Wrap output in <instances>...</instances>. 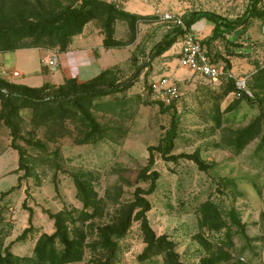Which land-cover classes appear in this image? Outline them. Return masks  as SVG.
<instances>
[{
	"label": "rangeland",
	"instance_id": "374dc122",
	"mask_svg": "<svg viewBox=\"0 0 264 264\" xmlns=\"http://www.w3.org/2000/svg\"><path fill=\"white\" fill-rule=\"evenodd\" d=\"M126 1L123 8L136 13L145 12L154 18L139 21L135 32L130 30L126 21H116L115 38L126 45L103 53L100 64L103 68L114 64L109 69L114 73L117 86L132 80L138 68L140 71L132 87L96 100L100 108L92 113L107 127L108 136L96 142L80 143L85 127L78 117L66 116L38 126L32 120V109L24 108L21 110L20 137L15 143L26 150L29 167L26 170L20 168V155L12 146L10 128L0 124V195L20 184L0 200L1 251L11 244L16 255L32 256L38 237L42 233L54 232V222L47 212L82 209V203L76 197L74 173L92 172L96 177L94 186L103 199V215L92 220L94 228L111 222L118 208L134 199L137 187L148 188V182L138 180V173L148 161V148L160 143L176 112L178 136L173 154L180 157L198 151L209 167L201 170L185 156L178 161H166L161 154L155 153V169L160 178L156 191L147 196L152 204L148 217L153 229L157 235L165 234L176 244L181 260L187 264H199L207 255L196 239V235L202 232L198 214L200 205L207 200L214 201L228 223V212L234 207L246 229L241 232L232 226L233 246L225 248L231 258L222 264H264V150L257 151L262 134L240 154H235L231 148L236 131L264 114V104L249 87L258 66H264V22L251 19L242 33L231 34L212 45L213 55L219 56H215L217 61L225 65L228 60L233 75L246 80L244 94L232 92L224 95L225 83H214L180 66L181 35L161 56L152 59L151 51L176 27L174 22L162 17L165 13L182 17L194 10H206L235 19L246 11L249 0ZM71 2L0 0V17L16 18L20 15L34 18L35 14L61 10ZM116 2L120 4L119 0ZM259 7L264 9V0L260 1ZM203 23L204 19L191 28L200 39L205 38L200 29ZM91 28L102 29L99 33L104 37L101 19L89 22L86 31ZM30 41L31 38L25 40L26 43ZM92 41L98 40L92 37ZM47 49L60 51L58 46ZM47 49L0 50V77L14 83L26 82L32 87L46 83L53 87L62 85L65 67L58 64L52 70L48 61L53 53L57 56L58 53ZM14 65L17 69L13 68ZM41 70L47 72L46 77L38 73ZM12 71H19L20 75H10ZM164 76L174 78L181 92L174 108L167 110L163 109L168 105L158 103L149 90L153 81ZM108 105L114 113L106 111ZM1 107L0 101V111ZM217 109L220 126L216 125L214 118ZM28 140H40L45 146H34ZM19 178L22 179L20 182ZM225 179L235 180L236 192L233 187L225 189L221 186ZM31 213L32 231L25 241H15L30 226ZM226 230L213 232L211 240L224 237ZM96 239L97 233L92 230L86 242ZM119 245L117 264H165L162 256L139 260L138 255L146 244L137 221L119 240ZM93 254L86 247L84 258L78 264H91Z\"/></svg>",
	"mask_w": 264,
	"mask_h": 264
},
{
	"label": "trees",
	"instance_id": "16d2710c",
	"mask_svg": "<svg viewBox=\"0 0 264 264\" xmlns=\"http://www.w3.org/2000/svg\"><path fill=\"white\" fill-rule=\"evenodd\" d=\"M260 1L249 0L246 11L235 19L206 10H194L182 16V18L189 29L202 19L213 26L211 33L201 41L212 61L215 64H221L215 58V56H219L212 53V45L231 34L238 35L242 33L251 19H259L264 22V9H260ZM148 18H154V16L131 13L119 8L114 2L72 0L70 4L64 6L61 10L43 15L35 14L34 18H26L20 15L16 18L15 16L0 17V50L9 52L20 48H52L58 46L59 50L63 52L68 49L72 38L81 34L84 27L95 19H101L102 21L103 46L106 49L122 47L126 44L115 38L116 21H126L130 30L135 32L137 23ZM182 33V29L176 25L172 33L166 35L154 46L151 51L152 59L170 50L177 42V38L180 35L182 36ZM28 38H31V41L27 44L25 40ZM226 62L225 67L230 70V63L228 60ZM139 73L138 68L133 75V79L122 86L115 85L116 79L111 69L103 70L87 81H79L77 78L66 79L58 87H53L48 83L41 87H32L0 77V101L2 106L0 124H5L11 130L12 146L18 150L20 155V168L29 170L26 164V150L15 143L20 137L21 122L23 120L22 109H32V120L38 126L55 119H64L66 116L78 117V120L85 127L80 143L96 142L108 136L107 127L103 126L92 113V110L100 108V103H96V100L132 87ZM249 87L255 91L264 104V66H258L249 82ZM232 92L244 94V91L237 89L234 80L224 84V95ZM239 99H243V97ZM157 102L161 105L164 104L161 101ZM174 104L172 102L163 110L174 108ZM108 106L106 111L109 110L108 112L114 113V109L110 105ZM218 112L217 109L214 118L216 125L220 126ZM176 118L175 112L171 127L166 131L160 143L148 148V161L138 173V180L148 182V188L137 187L134 192V199L126 205H121L111 222L94 228L92 220L103 215V199L99 197L94 186L96 177L92 172L74 173L73 180L77 189L76 197L82 203V209H63L57 213L47 212L54 222V232L50 234L42 233L38 237L32 256L16 255L11 250V244L6 246L4 251L0 249V264H78L84 258L86 247L94 252L91 264H117L120 249L119 240L127 235L134 221L139 222L143 240L146 244L144 250L138 255L139 260L147 261L156 256H162L165 264H187L181 260L180 254L176 250V244L167 235H157L148 217L152 204L147 196L156 191L160 178L159 171L155 169L156 152L161 154L166 161H178L181 156H185L192 159L201 170H207L209 167L201 159L198 151L190 155H180V157L173 154L178 136ZM261 134L257 151L264 150V114L259 115L246 127L236 131L231 139L233 152L240 154L251 141ZM31 142V140H28V143ZM32 143L40 148L45 146L40 140ZM21 180L19 178V182ZM221 186L225 189L233 187L235 192L237 190V184L233 179L223 180ZM18 187H20V184L3 192L0 195V200ZM198 214L200 228L206 235L202 232L198 233L196 239L207 253L201 258L199 264H222L229 261L231 257L225 248H232L233 246L232 226L237 227L241 232H245L246 229L239 212L232 207L228 212V223L218 205L214 201L207 200L200 205ZM29 220L31 222L30 226L24 229L15 241H25L27 239L28 233L33 228L32 213ZM86 222H89V225H85ZM223 229H227L224 237L211 240L213 232ZM92 230L96 231L97 239L87 243L86 239Z\"/></svg>",
	"mask_w": 264,
	"mask_h": 264
},
{
	"label": "built area",
	"instance_id": "2783aa9c",
	"mask_svg": "<svg viewBox=\"0 0 264 264\" xmlns=\"http://www.w3.org/2000/svg\"><path fill=\"white\" fill-rule=\"evenodd\" d=\"M162 17L174 22L183 31L182 46L179 54L180 66L217 84L227 83L234 80L239 91L246 90V80L244 78H236L231 70L227 69L225 65L215 64L208 55L205 46L202 44V39L197 37L191 31V28L189 29L182 17L170 13H165ZM57 64L58 56L53 54L48 61V65L52 66V70H55ZM10 75L19 76L20 73L18 71H12ZM149 90L151 91V95L154 96L157 101H161L167 105L177 101L181 95L178 82L170 76H164L153 81L150 84Z\"/></svg>",
	"mask_w": 264,
	"mask_h": 264
},
{
	"label": "crops",
	"instance_id": "0c3cea01",
	"mask_svg": "<svg viewBox=\"0 0 264 264\" xmlns=\"http://www.w3.org/2000/svg\"><path fill=\"white\" fill-rule=\"evenodd\" d=\"M105 1L114 2L117 4L119 8L128 11L127 9L122 7L125 4V2H127L126 0L125 1L119 0L121 5L116 2L118 0H105ZM131 13H136V12H131ZM136 14L146 15L145 12L136 13ZM204 21L205 23H203L204 25L200 26V29L205 33L203 36L206 37L211 33L213 26L211 24L210 26H208L207 25L208 22L205 19ZM86 26L84 27L83 32L81 34L76 35L72 38V41L66 51L63 52L55 51L56 49L52 50L42 47L20 48L15 51L30 50V49H40V50L47 49L48 51L57 52L58 64L60 66L63 65L65 67V71H63L65 74V76H63L64 80L69 78H77L79 81H87L95 77L101 71L111 68V66H113L114 64L104 68L101 66L100 62L103 57V53L109 50L103 46L104 37L102 33H99L102 29L91 28L89 31H86ZM96 33H98V35H96ZM92 37L95 39V41L96 39L98 41L93 42ZM13 68L17 69L15 65L13 66ZM38 73L41 76L44 77L47 76L46 71L41 70L38 71ZM23 84L29 85L26 82H23Z\"/></svg>",
	"mask_w": 264,
	"mask_h": 264
}]
</instances>
